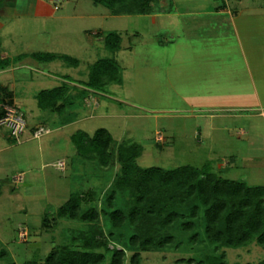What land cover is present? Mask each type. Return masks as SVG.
<instances>
[{
	"label": "rangeland",
	"instance_id": "1",
	"mask_svg": "<svg viewBox=\"0 0 264 264\" xmlns=\"http://www.w3.org/2000/svg\"><path fill=\"white\" fill-rule=\"evenodd\" d=\"M36 2L39 7L33 5ZM21 3L23 7L18 9L17 17L3 13L7 16V27L0 32V40L7 50L15 58L29 51H42L79 61L74 65L62 58L50 63L26 60L49 69L51 79L58 77L59 87L66 88L64 96L46 108L39 120H44L51 129L63 128L81 116L82 121L62 130L68 135L84 131L93 136L98 129L107 128L116 148L124 140L142 147L137 159L141 167L168 169L208 164L211 171L224 177L264 186L263 121L258 119L261 134L254 138L236 135L237 126L243 124L241 119L218 116L213 120L215 127L228 123L231 130L209 131L206 128L209 120L202 115L216 116L222 112L205 113V107H195L201 106L202 100L198 103L186 97L191 90L186 91L185 76L176 70L168 76L171 60L166 54L169 50L184 52V34L179 35L177 45L161 46L151 33L149 18L138 14L113 15L106 6L93 0H21ZM156 3L153 2L154 10ZM31 8H36L38 15L30 13ZM109 32L121 34L120 51L107 47L104 35ZM197 47L201 48L200 43ZM180 56L176 60L184 61ZM100 59H115L124 70L120 72L121 83L109 82L106 93L86 85L92 66ZM21 73L28 72L22 69ZM9 101L0 104L1 108ZM1 129V133L9 132L7 127ZM28 134H24L21 143L12 139L10 154L0 153V264L11 262L8 255L17 264L35 258L42 261L51 249L59 246L83 250L84 239L92 235L102 241L92 248L105 254L106 261L101 264H109L113 248L125 249V264H264V246L256 239L236 248L209 241L202 209L196 216L191 214L197 200L178 192L172 196L168 192L157 193L148 202H142L137 207L136 220L130 222L128 215L135 198L115 188L121 176L119 161L102 167L94 157L79 154L70 138L55 133L56 138L44 144L47 137L27 142ZM40 154L46 157V162L64 155L69 162L67 171H58L51 165L41 167ZM22 170L26 178L20 184L23 180L17 179ZM67 192L79 193L82 208L95 207L99 218L81 221L58 217ZM114 209H119L126 218L120 225H114L105 212ZM172 211H177V218L165 223ZM42 220L45 226H41ZM185 222H192L193 227L186 229ZM167 236H171L170 242L159 245ZM135 239L137 242L133 244ZM135 254L136 263L132 260Z\"/></svg>",
	"mask_w": 264,
	"mask_h": 264
},
{
	"label": "crops",
	"instance_id": "2",
	"mask_svg": "<svg viewBox=\"0 0 264 264\" xmlns=\"http://www.w3.org/2000/svg\"><path fill=\"white\" fill-rule=\"evenodd\" d=\"M33 5L39 7L38 2L33 3ZM21 7H23L21 0H3L1 2L0 32L7 27V20L5 19L7 16L4 17L3 13L11 18L17 17L18 9ZM155 8L152 13L135 14L149 18L151 33L153 36L156 35L161 46H175L181 40L179 35L184 34L182 38L185 37L183 38L186 47L184 52L178 53L169 50L166 54L168 60H171L167 67L169 68L168 76L174 70L185 76L184 82L188 88L186 91L191 90L190 94L187 92L186 97L190 100H197V102L202 100V104H199L201 106L195 104V107H205L207 109L205 113L222 112L221 115L216 116L214 114L202 115L209 120V126L206 128L209 131L216 128L221 131L231 130V125L228 123L215 127L213 120L218 116L222 119H241L244 125L237 126L236 135L238 137L248 136V138L258 137L261 134L259 133L261 130L259 131L258 128V119L264 123V1L158 0ZM30 10V13L36 15L39 13L36 8ZM167 35L168 37H166ZM199 43L201 48L197 47ZM121 48L122 38L120 34V48L117 51H120ZM35 52L42 51L26 52L24 54L27 56L16 61L14 54H11L0 40V60H12L6 68H0V88L7 89L11 94V97L5 98L4 101L10 100V104L17 106L31 116L27 118L28 129L26 133H29L28 136H30L27 138V142L36 140L32 133L38 126L43 125L51 129L48 124L43 122L44 120H39L46 110L39 105V93L61 85L58 82V77L51 79L49 69L44 68L39 63L36 65L35 61L33 63L26 62L29 58L38 62H46L30 56L31 53ZM178 55H182L179 58L184 57V61L176 60ZM116 62L122 74L124 70L121 64ZM22 69H26L28 73L22 74ZM106 92H108L107 89ZM80 121H82V117L78 116L69 121L63 128L61 126L52 128L55 130L51 129L49 133L42 136L43 138L47 137L44 144L53 141L56 138L55 133L59 137L65 136L72 141L75 133L68 135L62 129ZM52 134L54 135L52 136ZM0 141L3 145L0 147V153L10 154L9 151L13 148L14 142L11 134L0 132ZM38 160L41 162V167L45 168L51 165L61 172L67 171L69 165L68 159L64 155L50 158L49 162H46V157L41 155ZM59 160L66 162L65 169L61 170L56 166ZM19 174L23 175V181L20 183L22 184L25 182L26 172L22 170ZM71 194L72 192L65 194L66 201ZM42 225H44V220H42ZM8 257L11 262L14 261L11 255Z\"/></svg>",
	"mask_w": 264,
	"mask_h": 264
},
{
	"label": "trees",
	"instance_id": "3",
	"mask_svg": "<svg viewBox=\"0 0 264 264\" xmlns=\"http://www.w3.org/2000/svg\"><path fill=\"white\" fill-rule=\"evenodd\" d=\"M3 0H0V4ZM97 4L106 6L112 14H135L154 12L153 2L158 0H93ZM101 35V33H97ZM105 43L113 51L120 48V35L109 32L104 35ZM26 54L14 58L20 60ZM30 56L40 61H53L62 58L68 63L78 65L79 61L68 55H58L52 52H35ZM11 59L0 60V68L11 64ZM120 82V70L114 59H100L91 69L88 87L105 91L109 82ZM105 89V90H104ZM66 92L65 86L43 90L39 93V105L42 108L52 106L62 98ZM11 97L10 92L0 88V104L5 98ZM4 110L0 106V116ZM12 137V136H11ZM77 151L81 155L94 157L102 167L112 165L115 161L121 164V176L115 182V188L134 195L135 205L128 215L130 222L138 216V206L157 193L178 192L197 203L191 207L192 216L202 209L204 217V232L206 238L217 244L229 247H243L253 240L264 246V186H252L243 180L224 177L210 170L209 165L202 167L181 165L176 168L161 166L141 167L137 159L142 153V147L130 140H124L117 148L111 132L106 128L98 129L93 136L78 131L73 135ZM13 139V137H12ZM79 193H72L69 199L60 206L57 216L81 221H95L99 212L95 207L82 208ZM153 204V202H152ZM113 204L109 201V206ZM153 207V205H152ZM114 225H120L126 219L119 209L106 210ZM107 215V214H106ZM177 218V211H172L165 223ZM45 223V221H44ZM186 229L193 227L192 222L183 223ZM194 234L192 237L194 238ZM96 235L86 237L82 243L83 250L72 249L68 246L53 248L44 261L37 259L26 260L22 264H101L106 261L104 253L92 250L94 245L102 241ZM150 240V239H146ZM171 236L159 241V245L170 242ZM137 240L132 243L136 244ZM149 242V241H147ZM109 264H125L126 252L124 248L111 250ZM135 254L133 262L136 263ZM9 264H16L14 261Z\"/></svg>",
	"mask_w": 264,
	"mask_h": 264
},
{
	"label": "built area",
	"instance_id": "4",
	"mask_svg": "<svg viewBox=\"0 0 264 264\" xmlns=\"http://www.w3.org/2000/svg\"><path fill=\"white\" fill-rule=\"evenodd\" d=\"M3 110L4 112L0 116V127H7L9 133L16 140V142H23L24 134L28 129L27 116L20 108L10 103L4 105ZM49 132L50 129L48 127L41 125L33 131L32 136L36 139H40ZM65 165L66 162L64 160H59L56 163V166L61 170L65 169ZM18 176L19 178L17 180H23L22 174H18ZM21 236H24V232H21Z\"/></svg>",
	"mask_w": 264,
	"mask_h": 264
}]
</instances>
